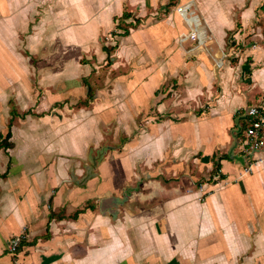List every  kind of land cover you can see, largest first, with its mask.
I'll use <instances>...</instances> for the list:
<instances>
[{"label":"crops","instance_id":"1","mask_svg":"<svg viewBox=\"0 0 264 264\" xmlns=\"http://www.w3.org/2000/svg\"><path fill=\"white\" fill-rule=\"evenodd\" d=\"M176 2L202 47L168 0H0V127L12 99L42 131L18 143L11 124L0 147V264H264V164L234 180L240 115L264 101V0ZM123 11L135 26L112 37Z\"/></svg>","mask_w":264,"mask_h":264},{"label":"built area","instance_id":"2","mask_svg":"<svg viewBox=\"0 0 264 264\" xmlns=\"http://www.w3.org/2000/svg\"><path fill=\"white\" fill-rule=\"evenodd\" d=\"M191 5V2H187L176 7V11L190 28L188 34L182 36L180 40L190 39L196 46L202 47L205 36L201 32L199 17L192 11ZM240 118L242 124L239 125L241 131L238 150L243 157L244 173L247 174L252 172L255 166L264 164V101L247 106ZM24 238L23 232L10 237L7 250L15 256ZM13 264H16V261Z\"/></svg>","mask_w":264,"mask_h":264},{"label":"rangeland","instance_id":"3","mask_svg":"<svg viewBox=\"0 0 264 264\" xmlns=\"http://www.w3.org/2000/svg\"><path fill=\"white\" fill-rule=\"evenodd\" d=\"M172 5H175V9H176V7H177L176 0H168V4L165 7H168V6L171 7ZM120 23H122V22H120ZM133 25L134 24H132V26ZM119 30H121V29H119ZM120 34H122V30L119 33L117 31H115V30L112 31V37L114 35H120ZM102 38L104 39V41L103 40L102 41L105 43V41L107 40V38L109 39V36H103ZM230 39H231V36L228 37V42L230 41ZM107 53L109 55L111 53L110 50H108ZM234 60H235V58H232L231 59V62L234 63ZM110 63H111V61L109 60V62L105 66L101 67L100 73L98 74V78L93 81V84H94L93 85V89H92L93 94L99 88L106 90L110 86L111 79L113 77H116L117 74L119 73L116 69H114V71L112 69H110V67H109L110 66ZM84 83H86V82L84 81ZM81 104H82V102H80L76 106H80ZM9 105L10 106H9L8 110H10L11 107L15 109L14 102L12 101V99L9 100ZM21 114H23V113L13 114V120H11V122H12L11 124L14 127V128H12V130H13L12 139H14L16 142L19 143L21 141V139H23L24 137L30 136V134L32 133L33 135H31V136L35 138L34 140L35 141L36 140H39L40 139L39 137L42 136L41 129H39V130L37 129L36 130V128H34V127L30 126V124H28L29 121H27V120L26 121L19 120V115H21ZM33 114H36V113H33ZM3 115H4V117H7L8 116L6 113L3 114ZM27 118H29V117H27ZM9 119H10V117L8 116L7 117V120L5 119V122L3 123L4 125L1 124V127H0L1 130H0V132L3 135L7 131V126H8V123H9ZM238 122H239V119L238 118L237 119L235 118L234 125L237 126L238 125ZM17 125H20V128L17 129L16 128ZM231 131L233 132L234 131V128L231 129ZM239 135L240 134H238L237 136H239ZM36 136H38V137H36ZM124 140L125 139H123L122 137L115 138V140H111V141H113V142L115 141L114 143H116V144H111L110 142L106 141L104 144L98 145L97 148L90 147L88 151H89V153H93L94 154L95 161L98 164L99 161H100V159L103 157L104 153L108 152L109 150H113V149H121L122 148V143H123L122 141H124ZM10 142L12 143V141H10ZM12 146H14V143H12ZM95 161L94 160L91 161V164L93 166L96 165ZM85 162L83 163V166L86 167V168H88V166L86 165V163H88V161L86 163ZM240 167L242 169V172H241V174H238L236 176V178H234V180L240 179L243 176L242 174L244 173V170H243L244 169L243 168L244 166L242 165ZM218 179H219L218 173H216V171L214 169V166H213V170L211 171V174L208 177H206V178L205 177H201L195 183H197V184H198V182H200V183H205V182L213 183V182L219 181ZM199 187H201V184H200Z\"/></svg>","mask_w":264,"mask_h":264},{"label":"trees","instance_id":"4","mask_svg":"<svg viewBox=\"0 0 264 264\" xmlns=\"http://www.w3.org/2000/svg\"><path fill=\"white\" fill-rule=\"evenodd\" d=\"M131 13L124 11L121 16L119 18H115L118 21L117 24V28L122 30V35L127 34L129 31V27H133L132 24L129 23H125V20H127L128 18H130ZM122 22V23H120ZM136 23H138V20H136ZM13 114H18L17 112H15V110L12 108L10 110V115H11V119L13 118ZM11 119L8 123L7 126V131L6 133L3 135L2 133H0V147L3 148L4 150L9 148L12 144L9 141L10 137H11ZM214 169L217 172L219 170V164H215L214 165ZM219 177H222L219 175Z\"/></svg>","mask_w":264,"mask_h":264},{"label":"water","instance_id":"5","mask_svg":"<svg viewBox=\"0 0 264 264\" xmlns=\"http://www.w3.org/2000/svg\"><path fill=\"white\" fill-rule=\"evenodd\" d=\"M241 131L239 125L237 127V133L239 134ZM237 144H238V139H237ZM234 157H238L239 158V161L241 162L242 165H244V161H243V157L241 155H238V154H235Z\"/></svg>","mask_w":264,"mask_h":264}]
</instances>
